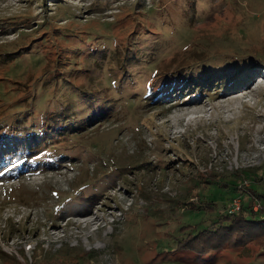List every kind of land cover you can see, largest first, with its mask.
<instances>
[{
	"label": "rangeland",
	"instance_id": "obj_1",
	"mask_svg": "<svg viewBox=\"0 0 264 264\" xmlns=\"http://www.w3.org/2000/svg\"><path fill=\"white\" fill-rule=\"evenodd\" d=\"M263 91L264 0H0V264H264L179 247L263 204Z\"/></svg>",
	"mask_w": 264,
	"mask_h": 264
},
{
	"label": "trees",
	"instance_id": "obj_2",
	"mask_svg": "<svg viewBox=\"0 0 264 264\" xmlns=\"http://www.w3.org/2000/svg\"><path fill=\"white\" fill-rule=\"evenodd\" d=\"M28 19H31V17H27V20ZM238 76L240 77L242 75L240 74ZM188 77L190 78L192 76L188 74L185 75V78ZM43 146V143L36 144L35 141L31 142L29 139H23L20 140L19 143L18 141L15 142L10 151L14 154L16 152L19 154V157L15 162H20L21 164V161L24 160L21 165H18L22 167L25 164V160L33 158V153L37 154V152L31 153L30 151ZM2 151L3 150L1 149L0 158L5 155L9 158L7 150L3 151V153ZM0 172H4V170H0ZM250 192L252 195L264 198V191L259 192L258 190H251ZM251 202L253 203L252 197L248 203H242L241 208L238 211L231 214H224L225 216L221 214L219 219L212 222L208 229L200 231L198 234L188 239H183V241L180 242L179 247H183L186 251L192 253L195 252V255L200 256L212 252L214 248L219 246L222 247L225 242L229 239H234V237L236 238V242H241L240 240L243 241L245 239L255 240L257 235L264 234V205L255 210ZM259 215H261V217H258ZM56 263L60 264L59 261Z\"/></svg>",
	"mask_w": 264,
	"mask_h": 264
},
{
	"label": "built area",
	"instance_id": "obj_3",
	"mask_svg": "<svg viewBox=\"0 0 264 264\" xmlns=\"http://www.w3.org/2000/svg\"><path fill=\"white\" fill-rule=\"evenodd\" d=\"M264 204V203H263ZM262 203L258 202V203H255L254 204V209L257 210L258 208H260L262 205ZM241 205H242V201L239 197H235L232 201V207L231 209L229 210V213H233V212H236L238 211L240 208H241Z\"/></svg>",
	"mask_w": 264,
	"mask_h": 264
},
{
	"label": "bare ground",
	"instance_id": "obj_4",
	"mask_svg": "<svg viewBox=\"0 0 264 264\" xmlns=\"http://www.w3.org/2000/svg\"><path fill=\"white\" fill-rule=\"evenodd\" d=\"M240 92V91H239ZM249 93H251L250 92V90H243V91H241V95L242 96H246V95H248ZM263 93H264V91H263ZM247 97V96H246ZM191 103V102H190ZM204 103V102H203ZM188 106H184V105H180L179 106V108H180V110L183 112L184 110H186L187 109V111H185V112H188V114H190V112H189V110H191V109H188L187 107H191V106H189V104H187ZM177 106V105H176ZM197 107V106H196ZM201 107V106H200ZM202 108V107H201ZM196 109V108H195ZM201 112H203V111H201ZM196 113V112H195ZM187 114V113H186ZM194 114V113H193ZM192 114V115H193ZM199 114H201V113H199ZM184 115H185V113H184ZM187 118H188V116H187ZM262 120V119H261ZM260 120V121H261ZM186 121H187V119H186ZM264 121V120H263ZM190 122V121H189ZM262 123V122H261ZM264 123V122H263ZM263 127V126H262ZM85 212V210H82L81 211V213L83 214ZM82 217V216H81ZM86 217V216H85ZM83 218V217H82ZM89 222H91V220H89Z\"/></svg>",
	"mask_w": 264,
	"mask_h": 264
}]
</instances>
